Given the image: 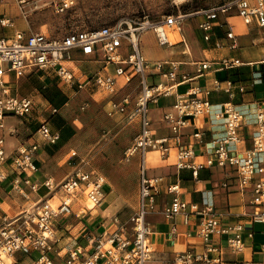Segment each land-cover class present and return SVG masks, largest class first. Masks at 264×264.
<instances>
[{
    "label": "built area",
    "instance_id": "built-area-1",
    "mask_svg": "<svg viewBox=\"0 0 264 264\" xmlns=\"http://www.w3.org/2000/svg\"><path fill=\"white\" fill-rule=\"evenodd\" d=\"M75 4L76 0H49L55 12L63 16H70L69 9ZM231 13L245 24L264 29V0H215L193 10L179 9L178 13L158 20H148L146 15L124 16L100 27L71 25L52 33L15 29L10 35H0V183L10 175L11 189L27 203L13 214L1 210L0 205V264H14L16 255L30 264H145L154 254L147 220L152 212L166 218L183 214L187 219L191 213L200 216L195 234L202 242V249L191 248L180 253L178 259L185 264H264V255L260 260L242 261L225 257L244 250L243 227L216 212L210 201L203 199L204 205L200 207L175 195L169 203L160 205L157 195L162 177L151 175L147 165L149 153L157 151L162 157L173 156L176 169L189 170L194 179L200 170L218 167L224 175L221 186L248 193L252 221L264 222V96L244 108L228 100L211 112L210 101L201 97V92L209 93V89L197 83L211 66L231 69L242 64L240 59L226 55L215 61H152L144 58L141 50V36L147 30L153 31L159 45L168 46L173 43L168 38L169 28L177 31L180 36L177 41H183L179 28L182 18L200 15L198 27L207 33L220 15ZM9 22V17H0L1 27ZM225 36L230 39V49L239 46L237 35L229 26ZM75 52L100 65L83 82L62 63L74 60L71 54ZM2 62H7L6 68ZM47 69L66 83L77 82L78 88L92 85L106 90L111 94L107 114H120L126 123H138V132L122 152L126 160L138 155L136 206L125 219L117 214L103 218L100 232L88 235L90 250L78 243L59 246L63 235L58 231L68 224L75 201L100 203L105 177L83 169L85 160L72 150L70 155L77 160L69 163L64 179L56 181L49 174L38 178L36 152L40 140L51 145L60 136L45 122L31 133V141L21 143L10 153L5 148L6 135L14 130L7 125L6 118L24 117L32 106L29 97L13 92L11 80ZM149 76L153 77L152 84L148 83ZM134 78L138 92L133 95L126 91L115 99L114 95ZM234 84L238 91L245 92L241 81L227 80L224 90L230 97L234 94ZM180 86L185 89L180 91ZM214 86L219 87L217 80ZM161 96H173L172 104L160 119L168 129L166 134L156 133L149 116L150 104L157 103ZM204 114H211L209 121L221 127L219 137L204 141V130L186 132L191 119ZM246 127L250 128L248 132ZM168 191L176 193L177 185H169ZM171 229L174 231L176 226L172 225Z\"/></svg>",
    "mask_w": 264,
    "mask_h": 264
},
{
    "label": "crops",
    "instance_id": "crops-1",
    "mask_svg": "<svg viewBox=\"0 0 264 264\" xmlns=\"http://www.w3.org/2000/svg\"><path fill=\"white\" fill-rule=\"evenodd\" d=\"M213 1L215 0H196L195 2L203 6L211 4ZM200 18V15L182 18L179 25L182 42L177 41L180 39V36L177 34L176 30H172L169 33V38L170 41L173 39H175V41L171 45L166 46L167 48H163L161 51L156 47H154V49H144L141 46L143 56L152 61L164 59L215 61L226 55L236 56L242 62L238 67L224 69L213 65L204 75L198 78L197 83L209 89V93L202 91L201 97L210 101L212 105L211 112L228 100H231L240 108L247 107L251 102L259 100L264 96V33H262L264 29L256 27L254 24H245L238 15L231 13L226 16L220 15L219 20L214 24L212 30L205 33L198 27ZM228 26L233 33L237 35L239 46L236 49H230L228 47L230 39L225 36V31ZM146 35H148L149 39L154 43V37L152 33L148 31L142 34L141 41ZM75 54H77V56L72 60V64L75 67L66 66L73 71L74 77L77 78L79 82H83L87 76L97 70L100 65H94V62H91L89 59L90 57L80 56L76 52ZM134 79L136 80V78ZM134 79L120 89L119 92L114 95V98L119 99L123 93L129 91V85H132L133 88V85L136 84ZM214 80L219 82V87L214 86ZM227 80L241 81V83L244 84L245 92L238 91V89L235 88L236 84H234V94L230 97L224 90ZM70 85V99L80 102L81 112L73 118L74 112L71 111L66 119V148H70V151H76L74 148L76 146H78V148L94 146L93 142L87 140V135L90 130H85L80 123H76V120H78V117H82L83 119V111L87 105L103 103V114L109 118L112 117L110 118L111 120H108V126L103 130L104 133L102 135H106L109 140L104 144V147H109L118 151L122 150L123 152V149L132 142L133 139L130 141L131 137H134L138 132V123L136 121L126 123L120 114L113 116L107 114V110L110 108L109 100L111 94L106 90L92 85L78 88L77 82ZM172 102L173 96H161L158 98L157 103L150 104L149 116L157 134L168 133V129L160 119L163 111L168 109ZM76 104L77 103H75V105ZM72 108H75V106H72ZM210 117L211 114H204L198 118L191 119V126L186 129V132H191L196 129L204 130V141L219 137L221 135V127L218 124L211 123L209 121ZM15 119L21 120L20 117H15ZM7 120V125L9 126V123L14 120V116H8ZM37 127L34 124L28 123L24 132L29 131L32 133ZM249 129V127H246L245 131L248 132ZM86 132L88 133L86 134ZM28 141H31V138H29ZM12 142L13 145L10 146L8 143V153L12 152L22 143L20 140H14ZM116 143L118 144L116 145ZM40 149L41 146L36 152V162L39 166V171L36 174L38 178H42L44 174H49L43 171V167L47 165L48 159ZM76 153L85 160L86 164L90 162L87 155H81L77 151ZM117 158L118 157L114 155L106 157V163L110 165L106 168V176L102 174L106 177L104 184V190L106 191L105 197L108 199L115 195L118 197L124 196L127 194L126 192H129V194L135 192L136 206L139 183L138 155H134L127 160L128 162L126 165H120ZM199 159H201V157H199ZM74 160L76 161L77 159H72L70 163H73ZM174 161L175 159L173 156L162 157L160 154H154V151L149 153L147 164L149 168L148 172L151 175L162 177L158 186L159 193L157 195V202L160 205L169 203L175 195L186 202H196L200 207L204 205L203 199H205V201H210L215 206L216 212L222 214L231 222L241 223L243 227L242 233L245 241L244 250L236 255L225 254V257L237 261L248 259L260 260L262 255H264V253H262V244H264V222L252 221L250 216L252 207L249 204V194H241L239 191H235L232 186L223 188L221 183L224 181V175L223 171L218 167L202 169L199 171L197 179H194L191 177L189 170L176 169ZM129 164L137 168V176H135L134 179L126 173V167ZM68 166L70 169V165ZM82 168L85 169L83 165ZM11 178L12 177L9 175L6 180L0 183V205L1 210L13 214L10 210L5 208L6 198L14 201L18 210L27 203L11 189ZM172 184L177 185L176 193L168 191V186ZM107 199H105L106 202ZM94 210H96L95 207L91 209L90 214ZM73 211L74 213L69 216L68 224L65 226V229L58 231V234L63 235L58 245L62 246L67 243L70 246L74 243H78L83 248L90 250L92 245L89 242L88 235L99 233L102 229L100 227V222L103 218L107 219V217L100 216V220L96 221V224L93 225V223L89 221L90 217L88 215H80L74 208ZM119 217L125 219L121 216ZM199 218L200 216L195 213L189 214L187 219H185L183 214H177L172 218H166L159 212L148 214L147 220L151 228L150 239L153 244L154 254L153 258L145 264L165 263V261L172 260L176 256L178 257L180 253L188 249L193 248L197 251L202 249V242L195 234ZM257 223L260 224L258 229L255 227ZM172 225L176 226L174 231L171 229ZM248 233H251V235H248ZM19 259H21V257L16 255L15 259L13 258L15 261L14 264H30L27 259ZM193 264L208 263L198 262Z\"/></svg>",
    "mask_w": 264,
    "mask_h": 264
},
{
    "label": "rangeland",
    "instance_id": "rangeland-1",
    "mask_svg": "<svg viewBox=\"0 0 264 264\" xmlns=\"http://www.w3.org/2000/svg\"><path fill=\"white\" fill-rule=\"evenodd\" d=\"M195 1L196 0H76V4L69 9V12H71L70 16H63L55 12L53 7L49 5V0H0V17L5 15L10 18L8 25H5L4 28L0 26V35H10L15 29L52 33L59 29H65L71 25L100 27L111 24L118 18L124 16L142 17L146 15L148 20H158L166 15L178 13L179 9L183 12L198 8L200 4ZM166 29L168 28L166 27ZM148 32L152 33L154 43L149 39V36L146 35L141 41V46L144 49H154V47H156L161 51V49L167 48V45L161 46L157 43L152 30H148ZM174 41L175 39L171 40V42ZM75 56H77V54H71V57ZM62 63L72 68L75 67L72 61L69 60L62 61ZM7 65V62H2L3 68H6ZM148 83H153L152 76L148 77ZM11 84L14 93L19 96H27L31 99L32 106L28 115L20 117L21 120L15 119L16 116H14V120L9 123V127H14V130L6 135V150L8 143L9 146L13 145L12 141L14 140H20V142L24 143L31 138V133L29 131L24 132L28 123L34 124L36 127L41 122L47 123L49 127L57 130L60 136L57 142L51 145L42 143V140H40V151H42L48 159L47 165L42 167L43 171L52 175L56 181H61L67 176V171L69 170L68 165L72 159L75 158V156L71 157L70 148H66L65 145V136L67 135L66 119L71 111L74 112L73 118L81 112L80 102L70 99V83L60 80V78L49 69L46 71H32L18 78H13ZM133 86L132 88V85H129V91L134 95L138 92L139 87H137L136 84ZM184 89L185 86L179 87L180 91ZM75 103L77 104L75 105ZM72 106H75V108H72ZM103 109V103L87 105L83 111V119L82 117L77 118V124L80 123L85 130H90L89 133L86 132V134L88 133L87 140L93 142L94 146L86 148H78V146H76L74 148L79 154L87 155L90 159L89 163L83 164L86 170L91 173H101L106 176V168L110 165L106 163L107 156H117L120 165H126L128 161L124 159L122 150L118 151L109 147H104V144L109 140L106 135H102L104 133L103 130L108 126V120H111L110 118L112 117L109 118L105 116L103 114ZM10 116L13 117L12 115ZM7 118L6 122L8 124ZM133 138L132 136L130 141ZM113 141L117 142L115 140ZM117 144L118 143H116V145ZM154 154L157 155L159 152L154 151ZM126 173L134 179L135 176H137V168L129 164L126 167ZM103 193L104 197L100 203L94 205L96 210L91 214V209L87 208L90 203L82 200L74 202V210L79 212L78 214L80 215H88L90 217L89 221H91L93 225L96 224V221L100 220V216L108 218L111 215L117 214L122 218H126L132 212L136 200L135 192L133 194L126 192L127 194L124 196L118 197L115 195L108 199L105 197V190ZM105 199H107V202ZM5 208L12 213L19 211L15 202L8 198H6L5 201ZM255 227L258 229L260 224L257 223ZM172 260L185 264L179 260L177 256ZM168 262L169 260L165 261V263L159 262V264H167Z\"/></svg>",
    "mask_w": 264,
    "mask_h": 264
},
{
    "label": "bare ground",
    "instance_id": "bare-ground-1",
    "mask_svg": "<svg viewBox=\"0 0 264 264\" xmlns=\"http://www.w3.org/2000/svg\"><path fill=\"white\" fill-rule=\"evenodd\" d=\"M148 31V30H147ZM147 31H145V32H147ZM172 31V29L171 28H169L168 29V38H169V33ZM170 39V38H169ZM145 58V57H144ZM90 204L87 206L88 208H90V209H92V208H94L95 206L91 203V202H89ZM167 264H181L179 261H175V260H169V262L167 263Z\"/></svg>",
    "mask_w": 264,
    "mask_h": 264
}]
</instances>
